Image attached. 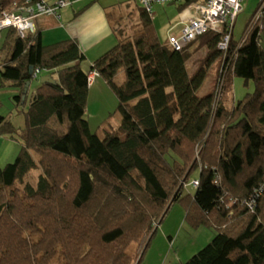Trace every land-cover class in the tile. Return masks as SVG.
<instances>
[{"label":"trees","instance_id":"obj_1","mask_svg":"<svg viewBox=\"0 0 264 264\" xmlns=\"http://www.w3.org/2000/svg\"><path fill=\"white\" fill-rule=\"evenodd\" d=\"M134 1L135 36L124 37L126 28L113 21L117 43L88 71L76 38L46 44L40 34L6 29L2 82L17 89L14 100L24 106L31 88L23 100L25 86L39 84L21 110L24 128L0 116V134L22 141L16 159L0 166V264H143L147 241L137 262L128 248L149 238L176 202L193 227L217 233L172 264H264V16L241 41L233 33L226 52L218 47L222 34L213 31L198 36L194 49L178 51L161 39L153 9ZM191 1L166 4L182 10ZM27 3L0 0V16ZM217 60L215 87L198 95ZM38 67L56 83L35 78L31 68ZM90 71L106 79L122 115L103 136L85 117ZM230 71L254 82L231 107L217 101L220 88L232 85ZM34 169L41 170L36 185L26 181ZM191 180L199 181L195 193L185 192Z\"/></svg>","mask_w":264,"mask_h":264},{"label":"rangeland","instance_id":"obj_2","mask_svg":"<svg viewBox=\"0 0 264 264\" xmlns=\"http://www.w3.org/2000/svg\"><path fill=\"white\" fill-rule=\"evenodd\" d=\"M131 4L132 7L117 6L116 8H110V11H115L119 15H122V17L118 16L116 23L126 28L124 37L131 36L132 38L136 32L130 25L140 21V14L137 2L131 0ZM259 4L260 0H245L243 2V8L235 21L233 31L235 40L241 41L243 39L245 31ZM179 10V4H157L154 6L151 15L163 41L167 40L168 33L175 32L173 34H176L180 29L182 18ZM5 33L6 29L0 30V45ZM261 44L264 48V36L261 39ZM196 45V43H193L188 47L194 49ZM196 52L195 58L203 55L201 49ZM193 60L188 62L190 73L196 67ZM218 65L219 60L210 67L204 83L197 90L198 95L204 96L215 87L219 69ZM226 76L231 79L232 85L226 87L222 92L218 91L217 101L223 100L227 106L231 107L233 103L243 98L247 93L253 92L254 82L252 80L246 82L245 79L233 75L231 71ZM124 79L125 71L122 68L119 70L115 81L120 85ZM98 80L101 82V85L90 86L91 90L85 117L88 119L92 131L103 136V129L108 126L116 127L120 123L122 115L118 110L119 101L116 93L104 77L101 76ZM38 84L39 79H35L30 88L25 106L18 105L14 100L17 89L10 82L4 85L0 76V116L10 118L12 123L18 128H24L25 122L21 110L28 107L32 94ZM120 135L123 136L124 134L120 133ZM21 147V139H14L10 135L0 134V166L4 167L7 163L13 162L19 154ZM40 173V169L30 171L26 176V181L36 185ZM192 182L193 180L185 186V192L195 193L196 188ZM185 216L184 206L180 202L174 203L164 218L153 225L149 238L146 235L141 244L140 242H134L130 245L128 251L134 255L135 261H138L148 244L143 255V264L183 263L214 238L217 233L216 228L207 225L193 227L187 222ZM145 241L147 243L139 253V249Z\"/></svg>","mask_w":264,"mask_h":264},{"label":"built area","instance_id":"obj_3","mask_svg":"<svg viewBox=\"0 0 264 264\" xmlns=\"http://www.w3.org/2000/svg\"><path fill=\"white\" fill-rule=\"evenodd\" d=\"M148 11H152L154 4L182 3L186 0H138ZM245 0H192L183 8L184 20L180 33L168 34L169 46L178 51L185 50L196 38L207 31L222 34L218 43L220 50L226 52L229 49L234 31L235 21L243 8ZM27 5L17 9L3 11L0 16V30L13 28L24 37L27 34L37 35L35 19L41 16H54L61 18V9L70 3V0H27ZM19 11L21 14L17 15ZM27 12L28 15H23ZM264 16V0H260L259 7L255 11L247 30L261 21ZM261 31L264 30V20L260 23ZM1 69V65H0ZM45 68H36L33 76L38 78ZM99 76L97 71H90L88 75L90 85ZM223 80L220 87L222 86ZM221 90V88H220ZM198 186L199 181L192 182Z\"/></svg>","mask_w":264,"mask_h":264},{"label":"crops","instance_id":"obj_4","mask_svg":"<svg viewBox=\"0 0 264 264\" xmlns=\"http://www.w3.org/2000/svg\"><path fill=\"white\" fill-rule=\"evenodd\" d=\"M117 6L132 7L131 0H70V3L61 9V18L41 16L35 19L37 34L41 35L42 41L46 44L76 38L86 56L81 62V66L88 71L95 59H98L117 43V38L113 32V21L122 15L110 11V8ZM182 11L183 9L180 10L183 21ZM182 21L176 34L180 33L183 27ZM6 54L5 50L1 53V58ZM43 75L49 74L43 73L41 76ZM99 77L95 78L90 85L91 87L101 85L98 80Z\"/></svg>","mask_w":264,"mask_h":264},{"label":"water","instance_id":"obj_5","mask_svg":"<svg viewBox=\"0 0 264 264\" xmlns=\"http://www.w3.org/2000/svg\"><path fill=\"white\" fill-rule=\"evenodd\" d=\"M16 14L19 15V14H21V12L17 11ZM22 14H23V15H26V16L28 15L27 12H23ZM33 70H34V69L31 68V72H32V73H33ZM40 81H41L42 83H45V82L56 83V80H55L52 76H50V75H43V76H41ZM29 87H30V83H28V84L25 86V89H24V95H23V100L26 99V95H27V93H28Z\"/></svg>","mask_w":264,"mask_h":264}]
</instances>
